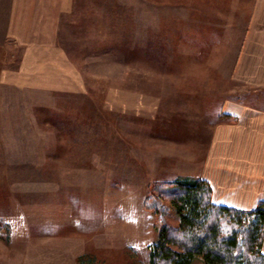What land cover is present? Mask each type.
Wrapping results in <instances>:
<instances>
[{"label": "rangeland", "instance_id": "374dc122", "mask_svg": "<svg viewBox=\"0 0 264 264\" xmlns=\"http://www.w3.org/2000/svg\"><path fill=\"white\" fill-rule=\"evenodd\" d=\"M189 1L71 0L58 50L0 51V264H151L179 226L155 189L198 172L216 131L192 110L234 97L249 15Z\"/></svg>", "mask_w": 264, "mask_h": 264}, {"label": "crops", "instance_id": "0c3cea01", "mask_svg": "<svg viewBox=\"0 0 264 264\" xmlns=\"http://www.w3.org/2000/svg\"><path fill=\"white\" fill-rule=\"evenodd\" d=\"M229 1L234 3L230 13L237 22L243 19L241 7L236 6L247 4L249 14L240 29L234 25V97L226 96L220 104L211 102L210 108L197 106L192 110L200 116L199 122L215 128L216 136L200 159L197 173L178 172L172 179L182 176L205 180L212 187L215 204L251 211L264 202V0ZM69 2L0 0V51L11 42L36 50H58L60 19ZM207 62L204 59L200 64ZM183 123L187 129L181 130L191 132L188 138L196 139L195 133L203 126L187 117ZM172 161L178 164L177 158Z\"/></svg>", "mask_w": 264, "mask_h": 264}, {"label": "trees", "instance_id": "16d2710c", "mask_svg": "<svg viewBox=\"0 0 264 264\" xmlns=\"http://www.w3.org/2000/svg\"><path fill=\"white\" fill-rule=\"evenodd\" d=\"M165 185L155 192L169 200L179 226L162 221L160 237L149 249L151 264H264V202L243 211L215 204L205 180L181 177ZM160 197L149 202H155L158 210L150 208L155 213L163 207Z\"/></svg>", "mask_w": 264, "mask_h": 264}]
</instances>
